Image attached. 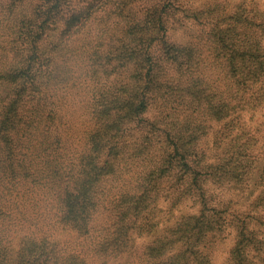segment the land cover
<instances>
[{"label": "trees", "instance_id": "trees-1", "mask_svg": "<svg viewBox=\"0 0 264 264\" xmlns=\"http://www.w3.org/2000/svg\"><path fill=\"white\" fill-rule=\"evenodd\" d=\"M90 1H0V24L14 21L16 34L12 55L3 54L6 45L0 51V264L125 256L139 264H214L207 248L228 226L235 231L229 263L264 264V168L246 210L232 201L215 206L206 187L245 185L264 162L263 3L110 1L105 17L92 19L97 126L75 151L30 138L45 110L55 111L46 41L84 17ZM134 5L139 11L128 14ZM127 18L123 34L103 40L98 33ZM184 20L200 27V43L169 39L171 21L183 27ZM258 114L263 120L249 124L246 117ZM188 200L199 213L163 226L159 203L175 209Z\"/></svg>", "mask_w": 264, "mask_h": 264}, {"label": "rangeland", "instance_id": "rangeland-1", "mask_svg": "<svg viewBox=\"0 0 264 264\" xmlns=\"http://www.w3.org/2000/svg\"><path fill=\"white\" fill-rule=\"evenodd\" d=\"M2 1V0H0ZM110 1L112 0H95L90 1L89 4H82L83 15L87 16L90 13L89 20L86 26L83 25L84 17H79L78 24L71 27L72 23H77L72 18L69 26L61 25V30L52 32L48 37L46 44L49 45V52L46 54L54 58V63L50 66L48 73L50 81L47 85L48 103L54 107L55 111H50V106L45 110L46 118H39L36 124L39 128H34L35 134L30 138H36L37 141L49 138L61 140L60 146L63 148L70 147L75 151L84 150L86 148L87 139L92 131L97 126L94 116V103L96 93L101 85L92 76L90 70V57L94 52L95 39L99 36L93 30V18H104L106 13L109 12L111 7ZM185 5L191 7H200L206 3L213 1H228L236 4L243 0H182ZM253 2L255 0H245ZM261 1L264 5V0ZM90 8V9H89ZM139 6H129L127 9L128 14H133L139 11ZM87 10H90L86 13ZM96 18V19H97ZM130 19H123L121 23H114L108 28H101L100 33L103 38L110 39L114 33L123 34L125 32L124 25ZM4 23L0 24V51L1 46L6 45L4 55H12L11 46L14 45L16 34L14 33V21L3 20ZM79 21H82L79 23ZM100 22H98L99 24ZM11 30H10V29ZM6 29V30H5ZM92 33V34H90ZM200 27L193 21H185L183 27H180L175 21H171L169 28V39L178 43H194L198 44ZM202 47L204 45L200 44ZM55 46V47H54ZM54 49V51L52 50ZM157 49V48H156ZM205 49V47H204ZM3 50V49H2ZM52 50V51H51ZM206 51V50H205ZM13 54L15 55L14 51ZM214 68H217V63H214ZM54 117L52 123L51 117ZM150 116V114H149ZM249 124L258 123L263 120V115L258 114L255 119L250 116L246 117ZM49 141V140H48ZM56 145V144H55ZM48 147V146H47ZM56 147V146H55ZM52 148L48 151L51 153ZM62 151V149H61ZM48 153V155H49ZM3 166V162L0 161ZM264 162H261L255 171L252 179L245 185H226L218 186L213 183L207 184V191L212 197L213 204L219 206L222 203L232 201L237 209L246 210L249 208L253 200L260 193L259 181L263 173ZM4 166L0 168L1 175L4 173ZM0 180L1 177H0ZM220 207V206H219ZM200 210L199 204L193 200H188L175 209H171L167 202H160L156 209V214L162 221V225H167L176 222L181 216L189 214H198ZM21 215L25 217L22 212ZM162 227V226H161ZM153 236L138 238L136 243L138 246L146 244L153 240ZM235 244V231L232 227L228 226L224 235L212 242L207 248L208 253L213 258L214 264H230L229 257L230 251ZM139 264L138 260L130 256H125L117 259H98L93 264Z\"/></svg>", "mask_w": 264, "mask_h": 264}]
</instances>
